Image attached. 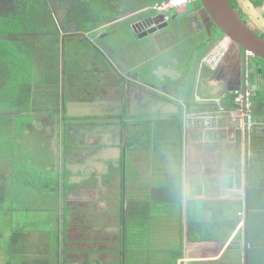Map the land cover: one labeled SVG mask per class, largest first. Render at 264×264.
<instances>
[{
    "label": "crops",
    "instance_id": "1",
    "mask_svg": "<svg viewBox=\"0 0 264 264\" xmlns=\"http://www.w3.org/2000/svg\"><path fill=\"white\" fill-rule=\"evenodd\" d=\"M191 15L194 18L197 14ZM201 24L213 27L210 19ZM228 53L227 50L216 69L210 67L215 72L211 78L224 81L225 88L219 96L202 97L195 87L196 102L214 98L221 102L228 92L242 84L240 77L231 74L237 63L235 55L228 57ZM59 76V96L63 103L62 61ZM109 76L104 77V100L108 98L109 104L115 105L114 110L108 111L105 119L97 118L94 122L88 115L72 117L74 122L67 120L71 116L68 112L79 111L75 106L77 94L68 101L65 94V107L60 103L56 106L55 100L53 111L45 118L38 117L39 112L47 111L41 108L42 104L37 107L41 101H27L26 97H33L37 89L41 90L33 76L27 80L16 74L15 82H7V89L1 91L0 115L4 121L0 122V179L4 183L0 182V191L7 190L5 184L11 175L16 178L10 181L13 191L20 187L22 190H16L19 193H32L28 188L42 181L41 189L58 196L53 203L39 206L42 212H53V245L51 242L48 245L49 234L38 232L40 228L33 231L21 227L26 231L14 232L19 229L16 210L26 206L37 208V205L11 207L4 198L0 200L3 209L0 210V264H25L26 259L35 260V256L40 264H249V250L254 253L253 264H264V150H260L264 146V106L255 105L254 100L256 89L264 79L253 82L257 113L254 118L258 124L245 141L241 121L217 112L215 117L202 115V110L195 109L198 107L187 105L179 84H167L161 89L152 85V81H148L149 85L146 79L130 74L116 78L118 83ZM180 76L181 72L174 81ZM230 79L234 82L228 84ZM125 80L137 81L140 88L123 86ZM150 86L155 92L148 89ZM128 87L135 101L130 108ZM131 89L145 94L151 91L148 95L171 105L158 117L153 116L155 112L137 114V110L133 115V105L144 109L145 99ZM27 92L30 94L26 95ZM117 124L120 129L113 127ZM256 136L262 137L253 143ZM240 139L243 168L238 172ZM47 144L50 145L47 151L52 149L50 158L41 156L46 151L42 146ZM107 149L118 152L107 153ZM246 158L255 161L258 167L253 176L247 170L249 166L245 167ZM15 160L24 165L25 161L29 162L28 168H20L29 172H34L35 162L40 161V169L50 174H40L38 181L33 182L28 179L32 177L28 172L17 175L13 166L10 167ZM248 206L257 216L250 233ZM5 208L16 210L10 215ZM36 222L32 226L41 225ZM128 227L134 229L131 233L139 227L141 244H134V235L128 234ZM10 240L17 242L14 251L10 250ZM25 243L33 246L24 248ZM240 243L242 248L232 247ZM50 246L53 250L48 251Z\"/></svg>",
    "mask_w": 264,
    "mask_h": 264
},
{
    "label": "rangeland",
    "instance_id": "2",
    "mask_svg": "<svg viewBox=\"0 0 264 264\" xmlns=\"http://www.w3.org/2000/svg\"><path fill=\"white\" fill-rule=\"evenodd\" d=\"M153 1L154 0H116L109 2L105 0L100 5L99 0H50L51 4H53V7L57 8H49L50 10L46 12H54L53 15L60 25L64 21H66V25L69 27V29L75 30L77 28V23L78 25L80 23L81 26H83V24L85 23L89 25V23H93L95 21L103 23L113 17L128 13L131 10L144 7L146 5L151 6ZM71 3L73 7H71ZM4 6L5 1L0 0V8L3 9ZM200 6V0L191 1L188 5L181 7L178 10V12H185V14L179 15V18L177 19H171L168 26L163 27L156 32L149 33L148 35L143 37L135 35L128 27V24H125L122 21L117 22L114 27H108L110 25L104 26L102 32L97 36L96 34H94V30H96L95 28L91 31L86 32L88 36L86 39L90 40L93 46L88 44V42L85 41V38L81 36H69L66 39V67L64 87L67 101L68 98H70L71 100L75 98L74 96L76 94L79 95L78 101H76L75 103V106L79 109V111L77 112V114L68 112V116H71L67 120L69 122H74V119H72V117L84 118V116L88 115L93 117L92 122H94L95 120H97V118L105 119L108 111L114 110L113 107L115 105L109 104L108 98H105L104 100L103 84L105 82L104 77L106 78L107 75H110L109 78H114L116 80L114 82L118 83L116 78L119 79V76L121 77V75L129 76L130 74L137 79H146L147 82L152 81L154 82L151 83L152 85L158 86L161 89L163 86H167V84H175L176 81H174V79H176V77L179 76V72L185 68L184 65L188 61L189 57H192L194 54H199V51L209 43L217 44L219 41H221L220 39L222 38V33H220L219 37L217 36L213 38V27L207 28L206 26H203L201 24V22H203L205 19L210 18L206 14H204V16L200 12ZM68 9H70L69 12ZM81 9H83L84 12H80L82 11ZM86 9H88L89 12H98H95L96 15L95 17H93L89 12L85 14ZM71 12L72 17H70ZM76 12L79 15L85 14L86 16H76ZM153 12V10H147V12L145 11L143 12V14L151 15ZM172 13L174 14L175 12ZM192 13H196L197 15L193 18V15H191ZM132 19L133 17L127 18V20ZM193 24H195V27L193 26ZM104 33L108 34L103 36ZM107 44L109 46H106ZM94 45L98 49H103L106 58L115 66V68L121 75L116 73L113 68L111 69L108 65H105L104 61H107L102 57V55L98 53L95 48H93ZM111 47H113V50L111 49ZM250 61H255V57L250 56ZM118 62H121V65H117ZM168 63H171V66H168ZM162 64L164 66H161ZM260 64L264 65V61H262L261 59H259V65ZM214 73L215 72L212 71L210 67L202 63L199 68L198 75L196 76L197 94H200L202 97H206L207 95H220L222 89L225 88V82L214 81L211 78L213 77ZM128 76H126L127 79ZM128 81L129 80H125L123 86H125V84H128L129 86L134 85L133 82ZM37 82L40 84L43 83L41 85V90H38V99L39 101H41V103L37 107L40 108V105L42 104L43 106L41 108H45L44 111H47L44 113L39 112L38 117L45 118V115L48 116L49 111H53L54 109L55 100H53V96L51 93L53 89L51 85L53 82H50V76L45 72L42 75L38 76ZM231 82L234 81L232 79L227 80L228 84H230ZM115 86L117 87L116 84ZM42 88H47L48 90H50V94L47 96V100L41 98L42 94L44 93ZM132 92L142 94L141 98L145 99L143 103L144 109L136 108L133 105V115L135 114V110H137V114L146 113L148 115H152L153 112H155L153 116L158 117L161 116L162 111H166V107H169L171 105V103H168L164 99H159L157 97H153L152 95H148L152 93L151 91H148V94H145V92L141 90H135ZM127 94L130 99V108L132 103H134L135 101L134 95L130 93L129 87L127 88ZM85 101H88V104H86ZM217 113L224 114L225 112L220 110ZM52 116H54V114ZM215 116L216 115H214V117ZM208 117H211V115H208ZM92 126L93 125H90V127ZM113 127L120 129V124L114 125ZM107 129H109V127H107ZM115 136L118 139V136ZM48 146L50 145L47 144L45 146H42V149H45L46 151H43L44 154H42L41 156L45 158L51 157V155L48 154H50L49 151L52 149H49V151H47ZM228 147V145H224L223 148L228 149ZM106 151H108L107 153L118 152L117 149H107ZM11 164L12 165H10V167L12 168L13 166V170L17 175H21L22 173L20 168H28L31 165L27 161H25L24 165L23 162L17 160L12 162ZM39 164L40 161H37L34 164V173L36 174V177L38 179V176H40V174H50V172H47L46 170L42 171L39 167ZM14 179L16 178H11L10 175V177L7 179L8 181H6L7 193L6 197H4V201H7L6 204H9L11 207L22 205L25 206V204H32L33 206L37 205V208H31L33 210H36L34 212L31 211V213L20 214V210L27 209V206L19 207L18 209L20 210H16L19 212V215L17 216L19 228L24 227L25 229H28L27 227H29L33 231L34 229L37 230L40 228L38 232L49 234V242H51L53 245V212H42L40 211L42 209L39 208V206L42 204L53 203V199H57L58 194H53L52 191L47 189H41V186L43 185L42 181L41 183H37V186L33 187H37L36 189L28 188L32 191V193H19L16 190H22L20 187H15V191H13L11 190L13 186L12 182L10 181ZM0 180V182L4 183L2 181L4 180L3 178ZM8 192L11 196H9ZM0 200H2V198ZM0 210L3 209L0 208ZM35 220H37V224L40 223L41 225L39 226L38 224V226H32L33 224H35ZM116 223L114 222V224ZM131 231H134V229L132 227H128V234L130 233L134 235L132 236V238H134V244H141L138 236L140 234L139 227L135 229V232L131 233ZM128 234L126 233L128 239H131ZM51 250H53V247L50 246L48 248V251Z\"/></svg>",
    "mask_w": 264,
    "mask_h": 264
},
{
    "label": "trees",
    "instance_id": "3",
    "mask_svg": "<svg viewBox=\"0 0 264 264\" xmlns=\"http://www.w3.org/2000/svg\"><path fill=\"white\" fill-rule=\"evenodd\" d=\"M157 1H162V0H154L152 5ZM52 7H53V4H51L50 0L48 1L46 0H14L13 3L10 4L7 8H4V10L0 9V72L2 73V75L0 76V93H2L1 91L5 90V88L7 89L8 87L7 82H10V83L15 82L16 74H22L23 76L26 77L27 80H29L30 76H33L36 80L39 75H42L45 72L47 75L50 76V82H53L51 85L53 87L51 93L53 96V100H56V106L57 105L59 106V103H60L61 106L64 105L65 107L66 103L65 102L64 104L61 103V97L59 96V75L61 74L63 35L68 34V33H74V32L86 33L95 28L96 30H94V34H96L97 36L98 34L102 32V29L104 28L103 25L106 23L108 25L109 20L103 23H100L99 21H95L93 23H89V25L85 23L83 24V26H81L80 23L79 25L77 23L76 25L77 28L75 30H70L69 27L66 25L67 24L66 21H64L60 25L53 15L54 12H46V11H49L50 10L49 8H52ZM56 8L57 7H53V9H56ZM87 13L88 12H86L85 14ZM89 13L93 17H95L96 15L95 12H89ZM83 15H79L76 12V16H83ZM70 17H72V12L70 13ZM123 23L126 24L127 22L123 21ZM115 24H109L110 26L108 27H111V26L114 27ZM220 33H222L221 34L222 38H224V32L217 25L214 24L213 31H212L213 38L217 36L219 37ZM85 41H87L88 44L93 46L90 40L85 38ZM213 45H216V44L209 43L205 45V47L202 48V50L199 51V54L197 55L194 54L192 57H189L188 61L184 65L185 68L180 71L181 76L179 80L176 81L175 83V84H179L180 88L183 90L184 96L186 98V103H188L187 105L198 107L195 109L197 111H199V109L202 110L201 111L202 115H214L216 112L220 111L219 106L217 105L219 103L216 101L215 98L211 100L203 101V103H198L196 102L195 96H194V90L196 87V76L198 74L200 60L206 54L208 49ZM107 46L109 45L107 44ZM93 48H95L98 51V53L102 55V57L105 58L106 60V56L101 47H100L101 49H98L94 45ZM111 49L113 50V47H111ZM260 59L264 61V59L262 58ZM259 66L263 68V78L262 79H264V65L260 64ZM37 84L42 85L43 83L40 84L37 82ZM232 91L233 90L228 92V95H226L224 98L221 99L220 103H222L225 107H227L226 109L234 108V106L236 105L235 96ZM38 92L39 91L37 89L35 91V96L26 97L27 101L33 102L34 100L35 103L38 102L39 101ZM43 92L44 93L42 94L41 98H44L45 100H47V96L50 94V90L45 88ZM256 92H257V97L254 98L255 105L260 103L261 105L264 106V80H263L262 86L256 89ZM29 94L30 92L26 93V95H29ZM212 105L213 106L217 105V106L213 108ZM56 106L54 102V107ZM254 109L256 110V106L254 107ZM64 110L66 109L64 108ZM2 117L3 116L0 115V122L4 121ZM254 117L255 118L257 117L256 112L254 113ZM261 137L262 136H256L255 140L253 138V143H256L258 139H261ZM241 142L242 140L240 139L239 148H238L239 157L237 158L238 159L237 160L238 172L239 170H242L243 168V163L240 162V159H241L240 154H242ZM261 147L263 148H261L260 150H264V146H261ZM246 165L249 166L247 167V170L249 171V174L251 176H253V174H256L258 167L256 166L255 161L250 162L249 159L246 158L245 167ZM22 172H26L25 169ZM28 173L30 174V176H32V177H28V179L31 178L33 182L36 180L38 181V178L36 177V174L33 171L28 172ZM5 187H6V184H5ZM2 192L0 191V199L2 198L3 200V198L6 197L7 192L6 190ZM260 195H262L261 192H260ZM15 210L16 208H5L4 209V211L10 212V215H12L13 211ZM31 211H33V209L31 208L21 209L20 214L30 213ZM256 218L257 216H256L255 211L252 210L251 206L249 210V206H248L247 219H248V227L250 229L249 233L251 231L252 224H255L256 222ZM23 231L24 230H22L21 228L14 230V232L18 234H22ZM10 243H11L10 250L14 251L16 249L17 242L14 240L13 241L10 240ZM48 245H51V243L49 242ZM32 246H33L32 244H27V243L24 244V248H27V247L31 248ZM232 247L242 248L243 243L233 244ZM249 251H251L249 255V264H253L252 256L254 253L252 252V250H249ZM32 261L29 259H26L25 264H40L37 256H35V260H32Z\"/></svg>",
    "mask_w": 264,
    "mask_h": 264
},
{
    "label": "water",
    "instance_id": "4",
    "mask_svg": "<svg viewBox=\"0 0 264 264\" xmlns=\"http://www.w3.org/2000/svg\"><path fill=\"white\" fill-rule=\"evenodd\" d=\"M201 9L203 13L206 14L212 24L217 25L223 32L224 38L228 39L232 45H237L239 51H243V68H251L253 70L251 78L254 82V79L263 78V68L259 66L258 62H251L250 55L248 51L251 52L254 57L264 59V37L259 35L254 31L248 23L241 17L237 8L232 5L230 0H200ZM242 6L245 9H248L249 6H253L251 3L248 5L243 0H239ZM251 15L255 18L258 25L264 29V17L261 14H258L256 11L251 12ZM179 17L178 13H167L164 16L157 15L146 18L145 23L147 27L144 30H140V22L134 24L131 28L134 30L138 36L143 37L149 33H153L162 29L163 27L168 26L170 20L177 19ZM69 36H81L87 38V34L83 32H74L64 34L62 37V73H63V83L65 76V67H66V39ZM223 38V39H224ZM107 63L112 67L116 73L121 75L115 66L106 58ZM120 77V76H119ZM122 77V78H121ZM121 79L125 76L121 75ZM241 82V80H240ZM239 87V86H238ZM150 88H153V86ZM65 102V91L63 90V104Z\"/></svg>",
    "mask_w": 264,
    "mask_h": 264
},
{
    "label": "built area",
    "instance_id": "5",
    "mask_svg": "<svg viewBox=\"0 0 264 264\" xmlns=\"http://www.w3.org/2000/svg\"><path fill=\"white\" fill-rule=\"evenodd\" d=\"M194 0H162L157 1L151 5V9L159 11L160 13H165L168 11H176L181 7L188 5ZM232 44L228 39H222L217 46L214 47L212 52L203 58L202 62L207 64L212 69H216L221 58L227 52L228 48ZM248 54L252 56L253 54L248 51ZM253 70L247 68L243 74L242 84L233 89V94L235 96V106L231 109H226L221 105L220 100L216 99L219 103V109L224 111L231 119L236 121H241L243 125L244 140L247 141L246 136L248 133L258 124L254 118V101H253V81L251 78ZM243 214V212L241 213Z\"/></svg>",
    "mask_w": 264,
    "mask_h": 264
},
{
    "label": "flooded vegetation",
    "instance_id": "6",
    "mask_svg": "<svg viewBox=\"0 0 264 264\" xmlns=\"http://www.w3.org/2000/svg\"><path fill=\"white\" fill-rule=\"evenodd\" d=\"M4 1H5L4 8H7L10 4L13 3L14 0H4ZM99 1L102 4V2L105 1V0H99ZM106 1L110 2V1H116V0H106ZM117 1H120V0H117ZM230 1H231L232 5L235 6V8H237V11L241 15V17L248 23V25L254 31H256L259 35L264 37V29L261 26L258 25V23L255 20V18L251 15V12L256 11L258 14H261L264 17V0H249V2H247V3H249V5L252 3L253 6H249L248 9H245L242 6V4L239 2V0H230ZM71 7H73L72 3H71ZM4 8L3 9L0 8V9L4 10ZM199 9H200V12L203 11L201 9V7H199ZM81 10L82 11H80V12H84L83 9H81ZM147 10H153V9H151V6L146 5L144 7H140V8H137L135 10H131L129 12L128 11H124V12H128V13H125V14H123L121 16H117V17H113V18L109 19L108 25L109 24H115L117 22H120L123 19L126 20L127 18L133 17L132 20H128L127 21V23L129 22L128 26L131 28L134 24L140 22L141 25H140L139 29L140 30H144L147 27V24H148V23H145L144 21L147 20L146 18L150 17V15H148V14H143V12H145V11L147 12ZM53 11H55V10H53ZM69 11H70V9H68V12ZM153 11L154 12L151 14L152 16H157L158 14L161 15V16H164L168 12L169 13L176 12V11H168V12H165V13H160L159 11H155V10H153ZM85 12H89V10L86 9ZM92 12H98V11H92ZM172 15H173V13H172ZM106 25H107V23L104 24L103 27L106 26ZM104 35H105V33L103 34V36ZM103 45H105V44H103ZM232 47H235L236 50H232ZM228 52H229L228 53V57L230 55H235V59H236L235 62L237 63L235 68H234V70H232V73L235 74L234 76L240 77L241 78V82H242L243 74H244V72L246 70V69L243 68V51L240 52L239 48L237 47V45L233 46L232 44H230V47L228 48ZM251 62H258V64H259V58L255 57V61H251ZM136 82L133 81V83H134L133 87L140 88V86ZM148 89L155 92V90L150 88V87Z\"/></svg>",
    "mask_w": 264,
    "mask_h": 264
}]
</instances>
